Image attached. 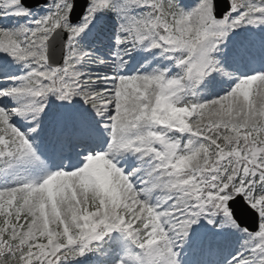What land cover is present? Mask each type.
I'll use <instances>...</instances> for the list:
<instances>
[{
  "label": "snow or ice",
  "instance_id": "6c2138e0",
  "mask_svg": "<svg viewBox=\"0 0 264 264\" xmlns=\"http://www.w3.org/2000/svg\"><path fill=\"white\" fill-rule=\"evenodd\" d=\"M0 264H264V0H0Z\"/></svg>",
  "mask_w": 264,
  "mask_h": 264
}]
</instances>
